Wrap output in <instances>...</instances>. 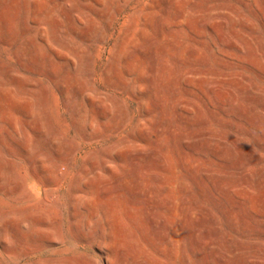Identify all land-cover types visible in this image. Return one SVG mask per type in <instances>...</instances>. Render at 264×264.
I'll list each match as a JSON object with an SVG mask.
<instances>
[{
	"label": "rangeland",
	"instance_id": "obj_1",
	"mask_svg": "<svg viewBox=\"0 0 264 264\" xmlns=\"http://www.w3.org/2000/svg\"><path fill=\"white\" fill-rule=\"evenodd\" d=\"M0 264H264V0H0Z\"/></svg>",
	"mask_w": 264,
	"mask_h": 264
}]
</instances>
